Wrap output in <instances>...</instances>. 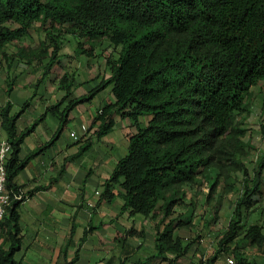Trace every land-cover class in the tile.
Segmentation results:
<instances>
[{"label": "trees", "instance_id": "16d2710c", "mask_svg": "<svg viewBox=\"0 0 264 264\" xmlns=\"http://www.w3.org/2000/svg\"><path fill=\"white\" fill-rule=\"evenodd\" d=\"M36 22L46 32L40 47H18L8 55L7 46L28 34ZM69 34L78 40V54L93 55L98 40L107 38L120 47L119 55L107 59L110 75L79 96H73L71 74L64 73L60 78L64 97L23 130L18 119L30 98L12 112L14 79L8 82V99L0 109L1 127L13 146L6 186L22 198H12L1 222L0 264H21L15 257L23 240L21 204L59 181L66 165L47 185L27 191L17 176L58 140L78 105L91 103L109 85L114 98L99 107L88 128L91 134L78 139L82 143L74 157L89 150L95 138L113 131L120 117L133 120L127 152L106 179L97 205L113 203L119 195L124 199L121 212L140 213L154 221L156 251L134 264H180L192 252L202 253L196 264H218L225 252L234 255V264H260L245 248L257 246L264 255V226L248 220L264 203V122L263 148L251 171L245 156L254 145L237 117L252 114L247 99L264 81V0H0V52L8 60V70L16 56L28 62L49 58L36 86L60 61ZM49 113L60 120L55 135L22 158L26 136ZM143 115L149 116L145 124ZM200 176L211 179L207 202L220 185L227 192L239 190L234 214L213 255L200 250L201 234L186 238L178 233L190 221L177 207L194 205L193 197L187 199L188 186ZM75 217L70 240L77 227ZM109 223L91 220L80 245ZM132 236L146 237L145 228L117 230L113 240L125 244ZM79 250L64 264H74ZM130 254L121 255L119 264H125Z\"/></svg>", "mask_w": 264, "mask_h": 264}, {"label": "crops", "instance_id": "0c3cea01", "mask_svg": "<svg viewBox=\"0 0 264 264\" xmlns=\"http://www.w3.org/2000/svg\"><path fill=\"white\" fill-rule=\"evenodd\" d=\"M113 98L112 94L110 100ZM7 99L8 95L5 91L4 103L0 104V109ZM46 107L41 109L39 106L37 111H29L30 109L27 108L18 119L19 130L31 126L38 117L46 112ZM17 111L14 104L12 112ZM80 113L82 114L74 119L75 115L72 111V120L58 140L41 154L32 158L17 176L18 183L24 185V190L27 191L34 189L37 185H47L50 179L59 173L62 166L66 165V170L59 181L47 189L35 191L21 204L20 221L23 228V240L21 249L15 254L21 264H64L66 259L70 260L75 256L79 247L80 257L74 264H111V255L107 249L111 239L119 247V261L121 255L131 253L125 264H134L138 259L145 258L156 251L154 225L150 217L140 213L131 215L128 211L121 212L124 199L119 195L113 203L103 202L97 205L103 185L119 159L115 160L111 168L102 164L103 166L96 170L91 169L93 168L92 163L90 165L87 162L88 154L94 147L99 149L102 148L100 146L102 145L103 151L106 153L109 149L107 142H116L118 138L119 141L127 139L125 154L129 137L135 130L120 129L118 120L113 131L100 139L95 138V142L89 150L81 156L74 157L82 142H77L78 140L71 135V132L77 131V129L83 130V133H88L87 136H89L91 132H88V128L97 111H80ZM74 121L77 122V129L71 126ZM59 124L60 120L56 115L47 114L26 136L22 144L21 157H25L43 143L51 140ZM0 135L7 136L2 127ZM105 161L107 158L100 156L98 163ZM119 214L125 219L122 225L117 223ZM74 215H76L77 227L70 240ZM91 220L95 224L102 221L110 223L95 229L80 245L84 230ZM132 225L138 229L145 228L146 237L132 236L126 240L125 244L113 240L117 230H124ZM114 264L119 263L115 262Z\"/></svg>", "mask_w": 264, "mask_h": 264}, {"label": "rangeland", "instance_id": "374dc122", "mask_svg": "<svg viewBox=\"0 0 264 264\" xmlns=\"http://www.w3.org/2000/svg\"><path fill=\"white\" fill-rule=\"evenodd\" d=\"M45 39V30L42 28L40 22H36L28 34L10 43L6 48V51L8 55H13L18 47H40L42 41ZM77 45L78 40L74 36L69 34L64 38V46L60 52V61L53 66L48 76L45 77L38 86H36V82L38 78L43 75V71L49 58H45L41 62L38 60L28 62L26 59L16 56L13 61V66L8 70V60L0 52V60L2 62L0 66V104L4 103L8 82L13 79L14 85L11 98L15 104V110H19L23 102L30 97L29 111H37L39 106L41 109H44V107L53 104L64 97L66 92L60 86V78L66 72H69L73 79V96H79L86 93L89 87L95 86L104 77L110 75L107 59L108 57H118L120 47L115 46L107 38H100L94 49V54L87 55L85 53L78 54ZM85 46H89V44L87 43ZM111 87L112 85H109L101 91L91 103L78 105L73 110V115H75L74 119L82 114L80 111H97L102 104L109 101L112 95ZM247 103L249 107L248 111H252V114L244 112L238 115L237 118L240 121V125L246 128V138L250 139L252 145H254V148L250 149L245 156L247 165L252 171L257 154L263 148V140L260 134V123L264 122V81L258 86L252 88V94L248 97ZM65 104L66 102L62 106L64 107ZM148 119V115L141 116V121L144 124ZM118 120L120 121V129L126 131L135 130L131 118L120 117ZM76 123L77 122L75 121L72 122L71 126H74L77 129L78 126H76ZM88 124L90 123L88 122ZM76 132L79 135V139L84 134L83 130L81 131L77 129ZM127 135L128 132L126 136ZM126 145L127 139L119 141L118 138L116 142H107V147H109V149L106 153H104V147L102 145H100L102 148L99 149L94 147L88 154L87 162L90 165L92 163L93 168L91 169L93 170L99 169V167L104 164L106 167L111 168L115 160L119 159L124 154ZM100 156L107 158V161L98 163ZM210 183V178L200 176L195 184L188 186L187 199L190 200V197H193L194 205L177 207L178 211H183L187 219L190 221V225L179 229L178 233L186 238L195 237L198 233L201 234L202 242L200 250L207 255H213L219 248V241L223 233L228 229L230 218L234 214L235 203L239 194L238 189H233L232 191L227 192L224 187L220 185L214 198L210 202H207ZM117 203L118 200L116 204ZM120 216L121 215L119 214L117 217V223L122 225L125 219L124 216ZM248 220L264 226V203L258 204V207L249 216ZM1 241H3V238L0 230V242ZM110 241L109 244L107 243L109 245L107 249L112 260L110 263H119V247L113 243L112 239ZM245 251L250 258H254L260 264L264 263V255L257 246H247ZM192 253L193 255L182 257L180 264H196L202 253ZM228 258H234V255L231 252H225L218 259V264H234L229 262Z\"/></svg>", "mask_w": 264, "mask_h": 264}, {"label": "built area", "instance_id": "2783aa9c", "mask_svg": "<svg viewBox=\"0 0 264 264\" xmlns=\"http://www.w3.org/2000/svg\"><path fill=\"white\" fill-rule=\"evenodd\" d=\"M86 128L85 126H83ZM71 135L77 140L79 135L76 131H72ZM13 146L7 137L0 135V228L1 222L4 220L8 211V206L11 204L13 197L22 198V194L15 193L14 195L6 186L7 183V164L11 157ZM229 262L234 263L233 258H228Z\"/></svg>", "mask_w": 264, "mask_h": 264}]
</instances>
